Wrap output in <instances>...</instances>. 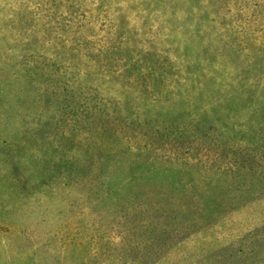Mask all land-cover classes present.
Here are the masks:
<instances>
[{
  "label": "rangeland",
  "instance_id": "1",
  "mask_svg": "<svg viewBox=\"0 0 264 264\" xmlns=\"http://www.w3.org/2000/svg\"><path fill=\"white\" fill-rule=\"evenodd\" d=\"M0 264H264V0H0Z\"/></svg>",
  "mask_w": 264,
  "mask_h": 264
},
{
  "label": "trees",
  "instance_id": "2",
  "mask_svg": "<svg viewBox=\"0 0 264 264\" xmlns=\"http://www.w3.org/2000/svg\"><path fill=\"white\" fill-rule=\"evenodd\" d=\"M233 130V129H232ZM227 131H229V130H227ZM235 131V130H234ZM234 131H229V132H234ZM238 132V131H237ZM241 132H243V131H240V133ZM241 136H245V132H244V135H241ZM231 141V140H230ZM240 142H241V140H240ZM241 144V143H240ZM221 145H226V141H223V143L221 144ZM230 145H231V143H230ZM233 145V144H232ZM239 145V144H238ZM243 145H246V141H243Z\"/></svg>",
  "mask_w": 264,
  "mask_h": 264
}]
</instances>
